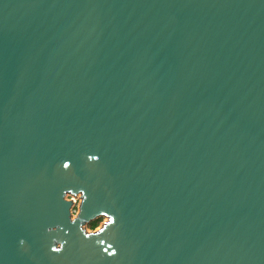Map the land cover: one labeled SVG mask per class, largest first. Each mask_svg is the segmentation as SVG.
<instances>
[{
	"label": "water",
	"instance_id": "1",
	"mask_svg": "<svg viewBox=\"0 0 264 264\" xmlns=\"http://www.w3.org/2000/svg\"><path fill=\"white\" fill-rule=\"evenodd\" d=\"M0 264H264V0H0Z\"/></svg>",
	"mask_w": 264,
	"mask_h": 264
},
{
	"label": "rangeland",
	"instance_id": "2",
	"mask_svg": "<svg viewBox=\"0 0 264 264\" xmlns=\"http://www.w3.org/2000/svg\"><path fill=\"white\" fill-rule=\"evenodd\" d=\"M65 198H66V200L74 201V206H73V219H74L77 216V214L79 213L80 204L82 202V196L80 194L77 196L67 194ZM107 221H108V219L106 217H101V218H98L97 220L83 226V228L88 233H93V232L98 231Z\"/></svg>",
	"mask_w": 264,
	"mask_h": 264
},
{
	"label": "clouds",
	"instance_id": "3",
	"mask_svg": "<svg viewBox=\"0 0 264 264\" xmlns=\"http://www.w3.org/2000/svg\"><path fill=\"white\" fill-rule=\"evenodd\" d=\"M88 159H89L90 161L96 162V161L99 160V157L93 155V156H89ZM64 168H65V169H68V168H69V164H68V163H65V164H64Z\"/></svg>",
	"mask_w": 264,
	"mask_h": 264
},
{
	"label": "trees",
	"instance_id": "4",
	"mask_svg": "<svg viewBox=\"0 0 264 264\" xmlns=\"http://www.w3.org/2000/svg\"><path fill=\"white\" fill-rule=\"evenodd\" d=\"M94 227V226H93Z\"/></svg>",
	"mask_w": 264,
	"mask_h": 264
}]
</instances>
